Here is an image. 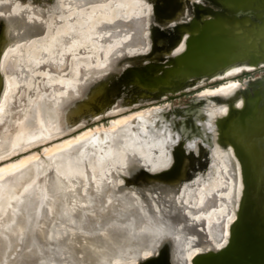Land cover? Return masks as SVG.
<instances>
[{
	"label": "rangeland",
	"instance_id": "1",
	"mask_svg": "<svg viewBox=\"0 0 264 264\" xmlns=\"http://www.w3.org/2000/svg\"><path fill=\"white\" fill-rule=\"evenodd\" d=\"M171 1L173 2V7L168 10V13L177 11L179 16L183 14L182 10H180L181 6L185 5L186 10L184 13L186 15L193 17L199 15L198 8L187 6L186 3L189 0ZM164 3H166V0H0V26L9 31L10 44L14 48L13 56L18 59V67L9 76L10 81H12L11 89L14 90V95L12 94L14 98L12 108L14 110L10 118L6 120L10 121L11 118L19 116L21 111L18 107L19 102L24 103L27 99L25 92H27V96L35 98L36 92L38 90L41 91L34 99L29 108L28 116L23 121L24 128L16 124L9 129L8 135L12 134L11 136H14L16 140H22L36 131L46 129L47 125L50 128L67 126L72 121L75 122L83 111L98 106H106L111 98H117L124 90H127L126 82L135 80L136 74L146 69H157L156 67L159 69L161 64L167 65L170 63L169 49L176 43L178 33L183 29V26L181 22H177L172 26L173 29L170 33L158 31L154 21L157 7L159 5L162 6ZM166 14L165 12L163 13V15ZM112 39L120 41V43L114 44L109 50L106 62L96 67L83 68L77 82H75L76 84L74 83L65 89L64 93L55 100V93H58L57 89H62L61 85L57 83L59 82L58 78L69 76L72 61L76 56L80 57L91 53L93 51L90 49L91 45H98L105 49ZM148 42L150 44L149 49ZM103 55L101 54V56ZM101 56L100 59L102 58ZM145 60L148 62L143 63ZM235 74L233 73V75ZM49 75H51L53 80L51 85L45 80ZM151 77L154 76L151 74ZM233 80L208 87L203 93L194 97H187L199 90L191 92L185 97L170 102L169 105H163L169 101L156 104L162 105L159 108L145 110L146 108H151V106H156L149 105L145 109H137L136 111L108 118L106 122L99 120L89 127H83L76 135L57 140L56 142L53 141L62 137L60 133L49 139L38 141L34 145L31 144L32 146L30 145L29 148L21 152L14 153V150H6L0 153V170H2L10 164H17L31 158L33 155L41 157L44 151L51 147L55 148L58 145L70 142L78 145L81 143V138L91 132L93 137L89 141L90 147L95 151L98 158L105 157L109 153L110 144L101 142V139L109 137V130L114 129L113 126L115 124L137 117L141 113L151 112L147 127H145L142 120L135 119L128 125V132L124 133L127 143L129 142L127 153L131 156L127 159L129 172L133 175L130 188L156 187L164 194L162 197L157 198V203L162 200L168 206L167 209H163V213L153 215L149 207H147V203L142 201L140 197L132 195L129 188L120 190L118 187H114L121 181L117 177V171L114 169L109 174L111 179H104L100 184L98 180H94L95 188H93L92 180L88 181V179L84 180V178L74 180V188H72L70 180L57 177L52 170L47 173L48 169L46 168L45 171H42V176L47 173L45 175L47 184L44 186L46 188L43 190L42 195L44 198V195L49 194L51 203L47 207L38 209L35 213L31 208L32 214L36 216L34 226H32L33 230L31 231L32 238L36 247L43 245V250L37 249L32 254H27V251L23 250V240L14 242L17 235L23 232L25 209L27 208V203L31 204L30 198L32 195H24L22 199L16 202L12 201L13 213L11 212L12 214L10 213L8 217L6 214L5 217L7 218L5 219L8 222L4 226L0 225V264H50L51 259L58 257L60 251L63 250L62 243H66L75 251V254L72 251L74 256L71 254V257L67 255V258L65 256L62 257L63 260H66L65 264L67 262L73 264V261H77L76 264H83L81 260L86 261L87 264L95 263L99 250L94 246L93 240L101 237L110 243L112 240L110 236L112 235L102 232L101 234L90 236L69 229L60 239V242L54 238L55 234L60 231L54 227L55 223L59 220H66L68 217V206H66L68 199L77 197L82 190H84V197H82L89 204L90 209L82 212V209L87 207L80 203H73L72 207L74 208L75 216L81 220L80 226L83 229L94 230L98 226L111 221L130 222L129 228L124 226V229L116 233L115 237L118 239L121 237V241L135 245V240H137L134 239L135 234L147 236L155 233V228L150 223L161 221L164 225V234L177 236V241L180 242V238H183L188 233V228L186 225L180 227L176 224L180 221V217L176 214V211H173L175 201L180 196L191 194L193 188L196 190L201 183L198 181L199 177H196L194 187L179 186L176 188V186L181 183L180 181L192 176L184 181L185 183H190L198 169L204 168L205 164H208L209 168V161L212 159L211 155L209 153L206 154L204 151L203 158L201 157L202 161L195 160L190 144H197L198 147L202 145L206 149L208 146L212 151L215 165H213V174L201 185L204 188H202L198 196V202H193L190 205L181 200L177 202V209L186 213L202 206L203 201L212 200L216 202L220 198L221 193H226V187L222 183L223 180L226 182L231 178L230 167L227 169L226 175L222 176L220 173L222 158L217 148H211L212 135L207 133L212 132L205 126L207 123V112L212 110L213 105L215 107L222 104L221 102L217 103L215 97L220 96L223 98L224 96L207 95L205 93L218 92L222 89L221 86L230 85ZM237 80L233 82H238ZM244 84L247 85V92L264 93V73L257 74L255 79H253V83L244 80L242 85ZM42 92L44 93V98L41 95ZM159 94V92H155L147 95L153 97ZM143 97L146 98L147 96ZM2 115H5V112L0 116L3 121L4 116ZM6 120L5 122L0 120V123L2 122L0 124V144L5 142L2 141V132L6 131L3 127L7 123ZM225 122L228 123L227 120ZM233 122L223 126L224 130L227 131V140L224 139L225 137H223V140L229 143H233L234 140L245 141L247 139L245 125L248 124V119L246 124H241V126ZM119 129L117 128L116 135L122 134ZM19 130L22 131L20 132ZM161 135L172 136L169 138L168 146L173 145V147L169 150H171L173 155H177L179 162L174 174L154 183L143 175L137 160L145 159L146 157V154H144L145 143H152L154 136ZM68 147L67 149L74 148L72 146ZM4 148H6L5 143L0 146V150ZM153 151L155 152V150ZM256 151H253L254 154H257ZM252 155H249L250 161ZM48 166L52 169L51 163H48ZM97 173L95 172L93 176L95 177ZM88 177L90 178L89 175H87ZM250 183H252L251 180ZM251 185L250 187H252ZM175 188V192H171V195H168L170 193H165ZM135 201L139 202L136 203ZM188 226L201 230V226L196 223H190ZM139 227L142 230L139 233H135L134 229ZM14 236L15 239L12 238ZM114 241L117 242V239H114ZM178 244L175 246L180 248L177 246ZM167 246L171 247L172 243L166 241L164 247ZM65 252L69 254L67 248H65ZM112 255L110 253L107 259V262L109 261L111 264L113 262Z\"/></svg>",
	"mask_w": 264,
	"mask_h": 264
},
{
	"label": "water",
	"instance_id": "2",
	"mask_svg": "<svg viewBox=\"0 0 264 264\" xmlns=\"http://www.w3.org/2000/svg\"><path fill=\"white\" fill-rule=\"evenodd\" d=\"M164 4L157 7L154 24L158 27V31L170 33L173 29L172 26L177 22H181L183 26V29L178 33L176 43L169 49L168 55L171 62L167 65L161 64L159 69L158 67H156L157 69H146L136 74L135 80L126 82L127 90H124L117 98H111L106 106H98L83 111L75 122L60 127L59 132L62 137L53 142L76 135L83 127H89L99 120L106 122L108 118L136 111L137 109H145L149 105L161 104L166 101L173 102L196 90L207 89L220 83H228L233 79L240 80L250 71L264 69V0H189L186 3L187 6H194L199 10V15L196 17L184 13L186 10L185 5L180 8L183 14L178 16L177 11L168 13V10L173 7L171 0H166ZM164 12L167 14L163 15ZM3 28L0 26V99L5 85L2 63L7 45L10 44L9 34ZM145 62L148 61L145 60ZM235 72H238L237 75L232 74ZM151 74L154 77H151ZM246 86L244 84V87L236 91V94L228 100L225 97H215L217 103L221 102L229 107L228 123L225 122V119H220L221 121L216 124L219 137L218 143L226 149L233 147L235 156L241 165L243 190L236 212L237 218L231 225L230 236L225 247L216 251L212 250L197 254L193 258L192 264H264V131H262L264 129V93L252 92V94L246 91ZM155 92L160 94L153 97L147 95ZM143 96L147 97L144 98ZM129 98L130 100H128ZM240 100L243 101L242 108L236 105ZM247 119L248 124L245 125L247 139L242 142L234 140L233 143L226 141L227 131L224 130L223 124L228 125L234 121V124H240L241 126V124H246ZM223 137L226 140H223ZM255 150H257V154L253 152ZM250 154H253L251 161L249 160ZM193 155L196 156L194 152ZM196 158L199 161L201 157L196 156ZM178 162L177 155L172 154V165L169 168L155 173L149 171L146 167H141V170L143 175L151 181H162L174 174ZM123 171L125 172L122 175L124 184L114 187H118L120 190L129 188L130 193L140 197L142 201L147 203V207L153 213V198L148 196L145 190L138 191V188H130L132 175L129 172L128 165ZM117 175L119 178L118 172ZM190 177L185 178L181 183ZM87 179L88 181L92 180L89 177ZM69 180L73 182L74 180H80V178L73 177ZM250 180L252 183H250ZM72 186L74 188V183H72ZM93 188H95L94 182ZM151 189L153 190L149 192L153 194L154 198L156 197L157 202V198L162 197L164 194L160 193V189L156 187ZM134 191H138L137 194L133 193ZM83 194L84 190L80 192L79 197L68 199L66 206L71 204V209L67 208L69 218L67 217L66 220H59L55 223L54 227L60 230L59 233L55 234L54 238L56 240L58 239L60 242V239L69 229L90 236L103 232L112 235L110 239L114 240L118 239L115 234L121 232L124 226L129 228L130 222L111 221L98 226L94 230L83 229L80 226L81 220L75 216L72 207L73 203H80L87 207L82 209V212L90 209L89 204L83 199ZM6 201L7 198H0L2 208L6 205ZM135 202L138 203L139 201ZM50 203L49 194H46L42 199L40 208L47 207ZM25 210L23 232L17 235L14 242L23 240V250H26L27 254H32L34 250H43V245L36 247L32 238L31 231L36 216L32 214L31 204L27 203ZM187 228L189 231L196 232L195 229L189 226ZM141 230L142 228L139 227L134 229V232L139 233ZM159 233L155 232L147 236L135 234L134 239H137L135 245L127 244L120 255L124 257L130 254V256L136 257L137 264H175L174 254L176 255V252L181 250L175 245L179 243L177 246L181 247L185 243V238H180L181 241L178 242L177 236L165 235L163 231ZM195 236L197 237L195 241H202L198 231ZM12 238L15 239V236ZM166 240L172 243L171 247H164ZM147 241H150V245H153V248H157L158 251L156 249L153 255L144 258L140 251L147 247ZM93 242L96 249L99 250L97 257L101 256L109 245L108 243L106 246L108 241L101 237L95 238ZM65 248H67L69 254L65 252ZM62 249L58 257L51 259L50 264H65L66 260H63L62 257H71L73 250L66 243H62ZM73 253L75 254V251ZM72 256L74 255L72 254ZM73 262V264L77 263V261ZM81 262L87 264L86 261L81 260ZM179 263L181 264V262ZM66 264L71 263L67 262Z\"/></svg>",
	"mask_w": 264,
	"mask_h": 264
},
{
	"label": "bare ground",
	"instance_id": "3",
	"mask_svg": "<svg viewBox=\"0 0 264 264\" xmlns=\"http://www.w3.org/2000/svg\"><path fill=\"white\" fill-rule=\"evenodd\" d=\"M7 32L9 34V31ZM116 43H120V41H115V39L110 40L105 49H102L98 45H93V46L91 45L90 49L93 50L91 53L85 56H80V57L76 56V58L72 61V65H71L72 67L70 68L69 76L65 78H58L59 82L57 83L61 85L62 89L61 88L57 89L58 93H55L56 95L55 100H57L64 93L65 89L69 88L70 86H72V84L77 82L79 75L81 74L80 72L83 68H87L91 66L96 67L101 64H104L106 62L108 53L110 52L109 50ZM149 48H150V44L148 42V49ZM13 49L14 48L11 47V44L7 45V49L4 54L3 63H2V67H3V71L5 75L4 76L5 85L3 89V94L0 99V116L3 112H5V115H2L4 116L3 121L2 119H0L2 122H5L7 118L9 119L10 115L13 114V110H14L12 108V104H13L12 102L14 99L12 97V94L14 90L11 89L12 81H10L9 76L18 67L17 66L18 59L16 56H13L14 55ZM101 54H104V55L101 56ZM100 56L102 57L101 59H100ZM235 73H238V72H235ZM45 80L49 85L53 83L51 75L47 76ZM231 83L230 85H227V86H221L222 89L219 90L218 92H213V93L207 92L205 94L223 95L224 97L229 99L236 94V91H238L241 87H244V85L240 84L239 82L232 81ZM233 83H239V84H233ZM39 93H41L40 90L36 92L35 98L37 97ZM25 95L27 99L24 101V103L18 101L19 102L18 107L19 109H21L19 116L17 115L18 117L16 116V117L11 118L10 121L6 120L7 123H5V125L3 126L4 130L6 131L2 132L3 134L2 141L3 142L5 141L4 143L6 144V148L0 150V153L6 150L7 151L14 150V153L21 152L29 148L31 144L34 145V143L38 141H43V139H46V138L49 139L55 134L60 133L58 130L59 128H56V127L50 128V126L47 125L46 129L36 131L34 134L27 136L26 138H23L22 140H18V139L16 140L14 136H11L12 134L8 135L9 129L15 126L16 124L23 127L24 125L23 121L28 116L29 108L32 105L35 98L30 97L29 95L27 96V92H25ZM41 95H43V98H44L43 92ZM236 105L237 107L242 108L243 101L240 100ZM211 109H210L211 110L210 112H207V116H206L207 123L205 124L207 129L212 132L211 148L212 149L217 148L219 150V154L221 155L220 157L222 158V161L220 163V170H219L220 173L222 174V176L226 175V171L230 167V170H231L230 177L231 178H229V180L226 182L223 180L222 183H223V186L226 187V193L225 194L221 193L220 198L216 200V202L212 200L203 201L202 206H200L197 209H192L191 211H187L186 213L177 209L178 207L177 202H180L181 200L182 202H185L190 205L193 202L195 203L198 202V196L200 195L202 188H204V187H201V185L206 182V179H208L211 174H213V171H212L214 167L213 165H215V162L213 161L212 151L208 148V146L206 149L202 145L198 147L197 144L195 145L190 144L191 149L196 154V156L203 157V154L205 151L206 154L209 153V155H211L212 159H210L209 161L210 162L209 168L207 166L208 164H205L204 168L198 169L195 176L193 177L194 179L190 183L184 182V183L177 185V187L179 186L194 187L193 185L196 182V177H199L198 181L201 183L200 187H197L196 190L193 188V190L191 191V194L178 197L175 201V208L173 209V211H176V214H178L180 217L179 219L180 221L176 223L178 226L181 227L182 225H187V223L188 225L190 223H196L198 226H201V230H196V229L195 230L196 232L198 231V235L200 234V236L202 237L201 238L202 241H195L197 239V237L195 236L196 232H192L188 230V233L184 235L185 243L181 245L180 247L181 250L176 252V255L174 254L175 264H180L179 262H181V264H192V260L197 254L212 251V250L216 251V250H219L225 247V245L228 243V239L230 236L231 225L237 218L236 212L239 207V202H240L242 190H243L241 165L235 156L233 147H229L228 149H226L219 145L218 143L219 137H218V131H217V126H216L217 122L219 123L221 121L220 119L227 120V117L229 114V107L227 104H221L220 106H215V107L213 105ZM150 115H151V112L141 113L137 117H134L124 122L122 121L118 124H115L113 126L114 129L109 130V134H108L109 137L106 139H101V142H108L110 144L109 153L105 157L98 158L95 154V151L90 147L89 141L93 137V135L90 132L86 134L85 136H83V138H81V143L78 145L72 144L70 142V143L58 145L55 148L51 147L50 149H46L44 151V154L41 157H36V155H33L31 158L25 159L17 164H10L7 167H4L2 170H0V198L1 199L7 198V201H6L7 203L6 205H4L3 209H2V204L0 203V225L4 226L5 223L8 222V220L5 219L7 218L5 217L6 214L8 216L9 213L11 212L13 213L14 207H13L12 201L16 202L19 199H22L24 195H30V196L32 195L30 199H31V208L34 213L41 207V203L43 199L42 193H43V190L46 188L44 186L47 184L45 175L49 172V170H52L57 175V177L59 176L62 178H66L67 180L73 177L84 178V180H86L87 175H89L93 181L98 180L100 184L104 179H111L109 174H110V171L114 169L119 173V176H120L119 179L121 180L117 186L119 185L122 186L124 184L122 175L125 174L123 169L127 167V165L129 164L127 162V159L131 157L127 153L129 149L128 148L129 142L127 143L126 141L127 138L125 137L124 133L128 132L129 130L128 125L135 119L142 120L145 127H147L150 121ZM117 128H120L119 130L122 134L116 135ZM19 131L21 132L22 130H19ZM171 137H172L171 135L170 136L168 135L167 136L166 135L154 136L152 143L150 142H148L149 144L145 143L144 154H146V157L145 159L143 158L141 160L139 159L137 160L138 162L137 164L139 168L146 167L149 171L154 172V173L169 168L172 165V153H171V150L169 149L173 147V145L168 146L169 138ZM4 143L1 142L0 146L3 145ZM206 144L210 145L209 143H206ZM68 146H72L74 148L67 149ZM153 150H155V152ZM71 153H74V154H71ZM6 154L8 153L6 152ZM196 156H194L195 160H198ZM200 161H202V158H200ZM48 163H51L52 169L49 168V166L47 167ZM46 168L48 169V171L44 176H42V171H45ZM94 171L98 172L96 174L97 177L95 176L96 178L93 176L95 173ZM151 188L152 187L138 188V189L136 188V189L138 191L145 190L148 196L153 198L152 200L153 215H156V214L158 215V213H163V209H167L168 206L165 205V203L162 202V200L159 203L156 202V199H155L156 197L154 198L153 194L149 192L153 190ZM176 188L168 192H165V193L166 194L170 193L168 195H171V192L173 191L175 192ZM138 191H134L133 193L137 194ZM161 192L162 191H160V193ZM63 194L65 195V193ZM70 205L71 204L67 205L68 209H71ZM154 222L155 223H152V222L150 223L151 226L152 225L154 226L155 228L154 230L158 234H160L159 230L163 231L164 233L165 230H164L163 223L161 221L160 222L154 221ZM152 227H149V228H152ZM166 241L168 242L169 240H166ZM106 243H107L106 244L107 246L109 241ZM146 243H147V247H145L144 249L140 251L144 258H147L153 255L157 249V248H153V245L152 246L150 245L151 243L150 241H147ZM126 247H127V243L121 241V239H117V242H115L114 240H111L109 245L106 247L107 248L106 251L103 254H101V256H98L96 258L95 263L96 264L97 263L98 264L99 263L100 264H111V262L109 261L107 262V259L109 258L110 253H112L113 254L112 264H137L138 261L136 257L130 256V254L125 255L124 257L120 255V252Z\"/></svg>",
	"mask_w": 264,
	"mask_h": 264
},
{
	"label": "flooded vegetation",
	"instance_id": "4",
	"mask_svg": "<svg viewBox=\"0 0 264 264\" xmlns=\"http://www.w3.org/2000/svg\"><path fill=\"white\" fill-rule=\"evenodd\" d=\"M260 73H264V69H262V70H259V71H250L248 74H246L245 76H243V78H241V80L239 81V80H237L238 82H240V84H243V82H244V80L245 81H247V82H252L253 83V79H255V76L257 75V74H260ZM242 75V74H241ZM233 81H235V80H233ZM205 90H207V89H202V90H199V91H197V92H195V93H193V94H190L189 96H187V97H194L195 95H197V94H201V93H203ZM169 105L170 104V102H167V103H165V104H163V105ZM160 106H162V105H156V106H151V108H146L145 110H148V109H155V108H159ZM58 130H60V128L58 129Z\"/></svg>",
	"mask_w": 264,
	"mask_h": 264
}]
</instances>
